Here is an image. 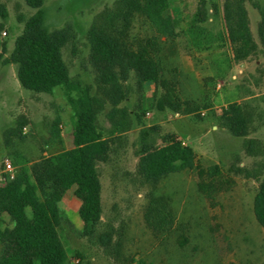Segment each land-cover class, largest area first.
I'll list each match as a JSON object with an SVG mask.
<instances>
[{"label":"rangeland","instance_id":"1","mask_svg":"<svg viewBox=\"0 0 264 264\" xmlns=\"http://www.w3.org/2000/svg\"><path fill=\"white\" fill-rule=\"evenodd\" d=\"M119 1H44L49 31L70 32L63 48L70 76L96 97H102V86L90 61L87 34ZM206 1L205 21L200 22L198 0H171L166 16L174 20L176 35L159 41L164 84H141L133 74L114 113L105 100L98 123L111 150L108 160L98 163L102 219L84 226L75 187L61 203L71 223L64 221L60 230L71 264H264V229L254 214L264 183V47L259 37L264 0H246L258 49L242 62L235 60L228 37L224 0ZM0 4L9 11L7 19L0 18L1 171L7 159L16 166L17 157L32 162L73 148L74 111L62 88L52 94L24 89L18 67L4 62L24 30L20 17L27 20L36 10L26 0ZM131 35L142 39L157 33L137 17ZM165 96L198 111L160 108ZM233 103L244 111L246 137L233 136L219 119ZM171 139L193 148L200 168L148 182L139 172L140 156ZM215 165L220 172L211 176L208 170ZM153 209L162 216L169 211L172 223L156 219L150 226L147 213ZM3 250L0 243V256Z\"/></svg>","mask_w":264,"mask_h":264},{"label":"trees","instance_id":"2","mask_svg":"<svg viewBox=\"0 0 264 264\" xmlns=\"http://www.w3.org/2000/svg\"><path fill=\"white\" fill-rule=\"evenodd\" d=\"M45 0H26L36 12L24 22V30L16 38L6 64L18 67L17 78L24 89L52 94L55 89L65 91L74 111V147L56 154L29 161L17 157L14 180L0 184V243L4 250L0 264H71L61 239L64 221L71 224L61 209L66 193L73 187L80 201L79 217L84 226L102 219V182L98 163L109 158L110 140L100 128L98 119L108 101L115 108L125 99L124 83L134 74L139 83L164 84L159 61L160 39L176 35L174 20L166 16L171 0H120L117 9L105 13L88 31L90 61L97 70L102 86V97L92 94L71 76L63 58V48L70 41L68 29L50 32L43 9ZM198 20L205 21L207 1L198 0ZM246 0H224V20L234 57L242 62L258 49L254 40ZM9 11L0 4V18L7 19ZM137 17L148 21L157 35L134 38L131 35ZM2 27V25H1ZM259 37L264 47V12L259 26ZM103 98V99H102ZM190 104L188 103V106ZM160 108L170 107L175 112L195 113L197 108H184L176 97L165 96ZM221 123L235 137H246L248 125L240 104L233 103L219 115ZM59 124L55 130L60 134ZM139 172L148 182H159L172 174L198 170L193 148L171 139L164 146L145 150L139 159ZM219 166L209 168L214 176ZM200 176L205 170H200ZM254 214L264 229V183L254 200ZM172 214L148 211L147 222L154 226L170 220ZM222 264V263H221ZM235 264V263H228Z\"/></svg>","mask_w":264,"mask_h":264},{"label":"built area","instance_id":"3","mask_svg":"<svg viewBox=\"0 0 264 264\" xmlns=\"http://www.w3.org/2000/svg\"><path fill=\"white\" fill-rule=\"evenodd\" d=\"M6 35V33H4ZM17 167L8 159L3 162V169L0 171V184L6 185L15 179Z\"/></svg>","mask_w":264,"mask_h":264},{"label":"crops","instance_id":"4","mask_svg":"<svg viewBox=\"0 0 264 264\" xmlns=\"http://www.w3.org/2000/svg\"><path fill=\"white\" fill-rule=\"evenodd\" d=\"M70 149H72V148H70ZM66 150H69V149H66Z\"/></svg>","mask_w":264,"mask_h":264}]
</instances>
